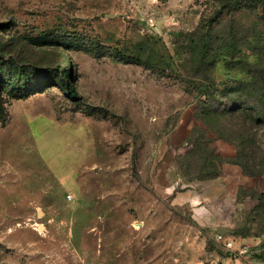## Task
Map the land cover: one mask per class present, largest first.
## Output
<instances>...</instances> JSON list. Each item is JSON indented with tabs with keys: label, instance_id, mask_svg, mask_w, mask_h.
Returning a JSON list of instances; mask_svg holds the SVG:
<instances>
[{
	"label": "rangeland",
	"instance_id": "374dc122",
	"mask_svg": "<svg viewBox=\"0 0 264 264\" xmlns=\"http://www.w3.org/2000/svg\"><path fill=\"white\" fill-rule=\"evenodd\" d=\"M0 64L55 79L0 92V264H264V0H0Z\"/></svg>",
	"mask_w": 264,
	"mask_h": 264
},
{
	"label": "trees",
	"instance_id": "16d2710c",
	"mask_svg": "<svg viewBox=\"0 0 264 264\" xmlns=\"http://www.w3.org/2000/svg\"><path fill=\"white\" fill-rule=\"evenodd\" d=\"M209 45L206 44L204 46V53L203 57H206V52L208 53ZM130 63H140L141 59L138 57H131L127 56L124 57ZM18 68L17 77L8 76L4 77V72L2 69V65L0 64V92L5 89H8L10 95L14 98L20 99L30 96L31 94L35 93L36 91L43 90L45 85L49 82H55V79H49L46 76H41V72H29V69L21 65L20 67L16 65ZM50 71V70H48ZM73 77V69L69 68H60V80L61 86L65 88L68 92V95L71 98H78V92L75 88L71 87L69 84V79ZM202 88V87H201ZM205 90H209L208 93L210 97L213 98V87L207 86L204 87ZM211 88V89H210ZM209 97V98H210ZM4 107L3 104L0 102V117L4 115ZM260 121L262 120L264 123V110L260 114Z\"/></svg>",
	"mask_w": 264,
	"mask_h": 264
},
{
	"label": "water",
	"instance_id": "95a60500",
	"mask_svg": "<svg viewBox=\"0 0 264 264\" xmlns=\"http://www.w3.org/2000/svg\"><path fill=\"white\" fill-rule=\"evenodd\" d=\"M217 230L221 234H225L227 232H233L232 229H230L229 227H225V226H219Z\"/></svg>",
	"mask_w": 264,
	"mask_h": 264
},
{
	"label": "crops",
	"instance_id": "0c3cea01",
	"mask_svg": "<svg viewBox=\"0 0 264 264\" xmlns=\"http://www.w3.org/2000/svg\"><path fill=\"white\" fill-rule=\"evenodd\" d=\"M209 197H213V194H208Z\"/></svg>",
	"mask_w": 264,
	"mask_h": 264
},
{
	"label": "built area",
	"instance_id": "2783aa9c",
	"mask_svg": "<svg viewBox=\"0 0 264 264\" xmlns=\"http://www.w3.org/2000/svg\"><path fill=\"white\" fill-rule=\"evenodd\" d=\"M70 198H72V197L70 196ZM229 245H231V243H229Z\"/></svg>",
	"mask_w": 264,
	"mask_h": 264
}]
</instances>
